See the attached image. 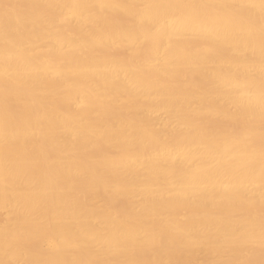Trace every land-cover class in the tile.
Segmentation results:
<instances>
[{
  "label": "bare ground",
  "instance_id": "6f19581e",
  "mask_svg": "<svg viewBox=\"0 0 264 264\" xmlns=\"http://www.w3.org/2000/svg\"><path fill=\"white\" fill-rule=\"evenodd\" d=\"M0 264H264V0H0Z\"/></svg>",
  "mask_w": 264,
  "mask_h": 264
}]
</instances>
